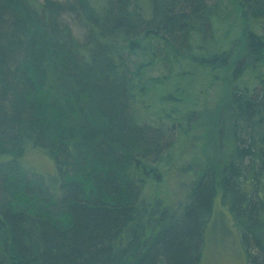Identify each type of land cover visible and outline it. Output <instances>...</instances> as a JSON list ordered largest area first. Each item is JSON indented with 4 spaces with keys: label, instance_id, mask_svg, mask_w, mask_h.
I'll return each instance as SVG.
<instances>
[{
    "label": "trees",
    "instance_id": "obj_1",
    "mask_svg": "<svg viewBox=\"0 0 264 264\" xmlns=\"http://www.w3.org/2000/svg\"><path fill=\"white\" fill-rule=\"evenodd\" d=\"M263 66L264 0H0V264H200L222 215L264 264Z\"/></svg>",
    "mask_w": 264,
    "mask_h": 264
},
{
    "label": "rangeland",
    "instance_id": "obj_2",
    "mask_svg": "<svg viewBox=\"0 0 264 264\" xmlns=\"http://www.w3.org/2000/svg\"><path fill=\"white\" fill-rule=\"evenodd\" d=\"M215 0H209V3ZM91 3L94 4V0H90ZM238 19V17H237ZM239 27L242 26V23L239 22ZM235 28V27H234ZM233 31L231 29L229 36L226 38L224 49H233L232 53L238 51V47L232 46L233 40ZM236 48V49H235ZM264 74V66L259 70ZM258 70L254 72L248 70L246 74L243 76L244 80L242 83L251 90L250 83H254L256 81V77L259 74ZM214 75H219V79H214V82H211L210 75L206 74L205 79H202L201 91H203L200 95L198 101V109H207L210 111H214L216 109V104L221 102L223 95L227 90V83L230 80V70L228 72H218L214 73ZM193 132L187 141H181L186 149L190 147L188 143L194 139H198L197 134H203L204 138L206 137L205 133L202 130L200 132ZM190 144V143H189ZM179 147L177 148V150ZM21 163L24 167H29L33 171L44 174V175H52L54 174V166L50 159L38 150H33L27 152ZM163 187L159 188L162 190ZM155 190V187L153 186ZM218 203V202H217ZM223 208L220 205H215L214 215L223 212ZM244 253L238 241L237 233L234 231L233 224L229 217L224 215L219 216L215 223L211 221L208 229L205 233V245L204 251L202 253V258L200 264H244Z\"/></svg>",
    "mask_w": 264,
    "mask_h": 264
}]
</instances>
